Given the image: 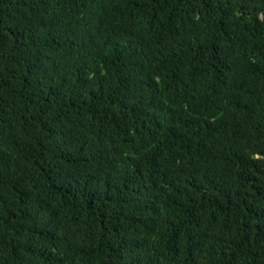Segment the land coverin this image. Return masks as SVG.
Returning <instances> with one entry per match:
<instances>
[{"label":"trees","instance_id":"trees-1","mask_svg":"<svg viewBox=\"0 0 264 264\" xmlns=\"http://www.w3.org/2000/svg\"><path fill=\"white\" fill-rule=\"evenodd\" d=\"M0 264H264V0H0Z\"/></svg>","mask_w":264,"mask_h":264}]
</instances>
